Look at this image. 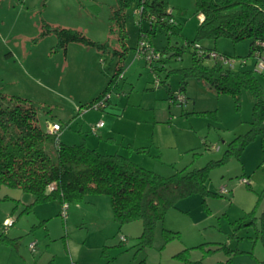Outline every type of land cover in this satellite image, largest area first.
<instances>
[{
	"label": "rangeland",
	"instance_id": "374dc122",
	"mask_svg": "<svg viewBox=\"0 0 264 264\" xmlns=\"http://www.w3.org/2000/svg\"><path fill=\"white\" fill-rule=\"evenodd\" d=\"M114 5L115 0H0V90L31 99L38 106L41 128L47 131L53 122L59 123L62 129L58 138L65 144L97 145L98 135L87 132V127L100 116L107 128L112 127L115 137L111 142L104 139L100 151H115L123 134L127 140L136 138V143L147 146L148 151L137 153L125 140L124 152H135L132 157L143 167L163 176L219 159L226 144L250 127L252 92L241 91L237 108L227 93L212 91L193 77L183 82L180 70L191 64L189 50L193 45H185L180 54L164 57V61L153 62L155 69L143 57H136L140 30L146 34L145 42L150 39L158 50L184 42L181 36L166 35L147 20L136 24L135 4L127 9L126 44L130 49L121 77L105 93L103 109L78 108L104 89L117 59L75 42L64 50L57 46L55 34L42 33L44 25L79 29L92 40H109L118 47L115 34H109ZM165 5L182 24L183 36L192 39L199 22L195 0H165ZM249 43V39L233 43L221 37L216 41L203 39L196 45L206 51L215 47L232 56L235 70L253 71L264 99V71L256 69L253 55L247 56ZM203 62L213 64L211 58L205 57ZM206 187L215 193L224 188L225 193H194L179 199L155 223L151 244L140 249L137 237L142 232L141 221L119 226L112 219L106 194H88L80 202L69 203L63 219L58 201L39 203L24 211L33 195L1 186L0 234L10 240L0 242V264H104L108 259L111 264H135L141 258L147 264L169 263L172 255L184 248H189L191 260L201 259L202 264H227L228 258L230 264L263 261L259 219L256 229L250 225L234 231L232 222L255 206L258 193L264 189V136L249 142L239 157L232 155L213 166ZM263 207L264 196L256 207L257 217ZM41 219H45L42 224ZM163 229L178 231L179 237L165 241ZM121 235L126 237L124 242ZM202 243L204 248L226 245L231 251L215 249L207 254L194 247Z\"/></svg>",
	"mask_w": 264,
	"mask_h": 264
},
{
	"label": "trees",
	"instance_id": "16d2710c",
	"mask_svg": "<svg viewBox=\"0 0 264 264\" xmlns=\"http://www.w3.org/2000/svg\"><path fill=\"white\" fill-rule=\"evenodd\" d=\"M131 4H135V8L142 7V13L136 15V24L140 25L143 20H147L152 27L160 26L166 35L176 34L183 38V45L167 44L160 50L152 46L150 39L147 40V43L160 53L156 61H164L170 50L173 51L170 56L178 55L185 45L186 47L193 45V49L189 50L191 64L180 70L183 82L193 77L212 91L227 93L234 99L237 108L240 105L241 91L248 89L252 92L254 102L248 130L235 135L226 144L219 159L210 160L199 168L188 170L183 168L171 175L163 176L134 163L126 155L100 153L83 142L63 143L58 138L59 132L46 131L38 124V106L31 99L0 90V187L19 188L32 194V201L26 204L24 211L48 201L69 204L80 202L88 194H106L110 198L112 219L119 226L135 220L141 221L142 232L137 237V245L141 249L151 244L155 223L162 220L166 210L175 206L179 199L194 193L203 196L220 195L221 192L215 193L206 187L210 169L224 163L232 155L239 157L249 142L256 137L264 136V99L261 84L253 71L235 70L224 66L209 57L208 52L230 55L219 52L214 47L207 48L206 51L204 46L196 45V42L203 39L216 41L218 38L226 37L233 43L249 39L247 56H254L256 51L261 52L264 48H259L257 42H264V0H195V13L199 17V23L192 39L183 36L180 24L172 13L167 12L165 0H115L109 17L111 22L109 34H115L118 47L110 45L109 40L103 42L92 40L79 29L45 24L42 33L55 34L57 46L64 50L68 43L75 42L117 59L104 89L82 103L79 109L81 107L103 109L107 102L105 93L121 77L124 60L130 49L126 44V17ZM149 16H154L155 19L150 20ZM170 17L175 23L168 21ZM139 32L138 41L142 35L146 37L141 30ZM205 57L211 58L213 64H205L203 62ZM147 64L153 69L156 68L153 63ZM135 150L145 151L144 148ZM245 183L249 184L248 181ZM263 196L264 189L258 193L255 206L234 220L232 227L234 231L250 225L256 229L258 218L260 226L257 232L264 246V207L260 215L258 217L256 215V207ZM44 221L45 219H42L40 223ZM162 231L165 241L179 237L178 231L169 229ZM7 240L10 239L4 233L0 234V242ZM120 241L124 242L121 239ZM194 247L204 249L207 254L215 249H223L226 253L231 251L226 245L204 248L202 243ZM102 255L105 256L104 250ZM172 257V262L157 264H202L201 259L189 258V248L181 249ZM110 262L108 259L104 264H111ZM230 262L228 258L226 263ZM135 264L147 263L145 258H141ZM256 264H264V260Z\"/></svg>",
	"mask_w": 264,
	"mask_h": 264
},
{
	"label": "built area",
	"instance_id": "2783aa9c",
	"mask_svg": "<svg viewBox=\"0 0 264 264\" xmlns=\"http://www.w3.org/2000/svg\"><path fill=\"white\" fill-rule=\"evenodd\" d=\"M167 12L171 13L170 10H167ZM141 13H142V7L141 6L136 7L134 10V14L139 16ZM149 18H150V20L155 19L154 16H149ZM168 21L170 23H175V21L171 17L168 19ZM257 44H258L259 48H264V42H257ZM135 56L136 57H143L147 63L152 64L157 59H159L160 53L157 50H155L152 46H150L147 42H145L144 36L142 35V38L139 39V41L137 42V46L135 49ZM208 56L216 59L218 62L222 63L224 66H227L231 69H233V67H234L235 60L231 56L221 55L215 51L208 52ZM254 57H255L256 69H258L260 71H264V50H262L261 52L256 51L254 53ZM244 62H245V60L242 59V63H244ZM180 99L183 100V97L181 95H180ZM102 125H103V121H101V120L95 122L91 126V132L95 133L96 129L101 127ZM60 130H61V126L59 123H52L50 125V128H49L50 132L56 133V132H59ZM243 181L247 182L246 179H243ZM220 191H221V193H225L224 188H222ZM67 210H68V203H62L61 208H60V215L63 219H66V217H67ZM120 239L122 241L126 240L125 236H123V235L120 236ZM29 247L31 250H33L34 249V242H31L29 244ZM72 264H74V263L72 262Z\"/></svg>",
	"mask_w": 264,
	"mask_h": 264
},
{
	"label": "crops",
	"instance_id": "0c3cea01",
	"mask_svg": "<svg viewBox=\"0 0 264 264\" xmlns=\"http://www.w3.org/2000/svg\"><path fill=\"white\" fill-rule=\"evenodd\" d=\"M199 18V17H198ZM177 22H178V24H180V27H181V23L178 21V20H176ZM199 23V22H198ZM181 32H182V28H181ZM215 48V47H214ZM215 50H217L216 48H215ZM171 55V54H170ZM169 54L166 56V57H169L170 56ZM95 96V95H94ZM105 118V117H104ZM99 120H101L100 119V116H98V117H96L95 118V120L93 121V122H90L89 124H90V127H87V129L89 130V131H87V132H91V126L95 123V122H97V121H99ZM83 126V125H82ZM105 127H106V123H103V125L101 126V127H99V128H97L96 129V131H95V135H98L97 137H98V139H99V143L97 144V145H87L88 147H91V148H95L97 151H99L100 153H107V154H112V153H119V154H122V155H126V156H128L129 157V159L131 160V161H133L134 163H136V164H141V166H143L142 164L143 163H139L138 162V160L136 159V158H133L132 156V153H135V152H130V150L129 151H126V152H124V149L123 148H125V146L123 145V141H125V140H127V137H126V135H122L123 136V139H122V141H121V143L118 145V148H116L115 149V151H113V152H111V151H108V150H110V149H105V151L103 152V151H100V149H99V146L103 143V140L104 139H106L107 141H109V142H111V141H113V140H115V137L112 135L113 134V129H112V127H106V129H105ZM82 127L80 126V129H81ZM91 133H93V132H91ZM107 135V136H106ZM59 140L61 141L62 139L61 138H59ZM137 141H136V138H132V139H130V140H127V145H130V147H133V148H144L145 149V151L144 152H147L148 151V149L146 150V148H147V146H145V145H138V144H140V143H136ZM138 146V147H137ZM126 150V149H125ZM137 153L138 152H143V151H136ZM143 152V153H144ZM92 199V198H91ZM97 200V198H93V200ZM42 220V219H41Z\"/></svg>",
	"mask_w": 264,
	"mask_h": 264
}]
</instances>
